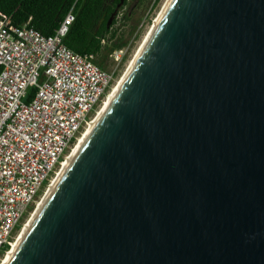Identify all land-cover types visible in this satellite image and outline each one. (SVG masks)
I'll return each instance as SVG.
<instances>
[{
    "label": "water",
    "instance_id": "obj_1",
    "mask_svg": "<svg viewBox=\"0 0 264 264\" xmlns=\"http://www.w3.org/2000/svg\"><path fill=\"white\" fill-rule=\"evenodd\" d=\"M8 264H264V0H171Z\"/></svg>",
    "mask_w": 264,
    "mask_h": 264
},
{
    "label": "built area",
    "instance_id": "obj_2",
    "mask_svg": "<svg viewBox=\"0 0 264 264\" xmlns=\"http://www.w3.org/2000/svg\"><path fill=\"white\" fill-rule=\"evenodd\" d=\"M72 21L70 9L45 37L0 14V259L114 81L62 44Z\"/></svg>",
    "mask_w": 264,
    "mask_h": 264
},
{
    "label": "trees",
    "instance_id": "obj_3",
    "mask_svg": "<svg viewBox=\"0 0 264 264\" xmlns=\"http://www.w3.org/2000/svg\"><path fill=\"white\" fill-rule=\"evenodd\" d=\"M130 1L132 0H0V14L14 25L27 23L47 37L53 34L71 9L73 21L62 44L76 54H93L94 63L101 70L107 71L108 56L126 44V40L118 36L116 27L126 19V15H121V12ZM156 3L157 0L154 4ZM118 14V19H115ZM32 93L33 90L28 98ZM6 248L4 246L2 252Z\"/></svg>",
    "mask_w": 264,
    "mask_h": 264
},
{
    "label": "bare ground",
    "instance_id": "obj_4",
    "mask_svg": "<svg viewBox=\"0 0 264 264\" xmlns=\"http://www.w3.org/2000/svg\"><path fill=\"white\" fill-rule=\"evenodd\" d=\"M170 2L171 0H165L164 4L161 7L159 14L153 21V24L150 26L148 30L149 32L147 31L146 35L144 36L141 42L140 47L134 53V56H133L134 58L129 63L126 72H124V75L121 77V79L115 85H113V87H111L110 91L108 92L104 100L102 101V105L99 106L100 108L97 109L91 121L87 123L86 127L81 132V134L78 136L77 140L74 142V144L71 146L69 151L60 161V164L55 172V175L51 178L50 182L44 188L41 196L35 202L33 210H31L27 219L24 221V223L19 228L10 247L5 251V253L1 257L0 264H8V262L10 261L12 255L16 251L17 247L21 243L22 239L24 238L28 230L31 228L33 222L36 220V218L38 217L43 207L45 206L47 200L49 199L53 190L57 186L58 182L60 181V179L62 178V176L68 169V167L72 164L73 160L76 158L77 154L83 147L84 143L89 138V136L91 135V133L93 132V130L95 129L99 121L101 120L102 116L108 109L110 103L112 102L113 98L115 97L116 93L118 92L119 88L121 87L122 83L127 77L129 71L131 70L132 66L134 65L135 61L137 60L138 56L140 55L141 51L146 45L148 39L150 38L151 34L153 33L160 19L162 18Z\"/></svg>",
    "mask_w": 264,
    "mask_h": 264
},
{
    "label": "rangeland",
    "instance_id": "obj_5",
    "mask_svg": "<svg viewBox=\"0 0 264 264\" xmlns=\"http://www.w3.org/2000/svg\"><path fill=\"white\" fill-rule=\"evenodd\" d=\"M155 1L156 0H132L122 10L121 15L122 13L125 14L126 19L121 21L116 27V30L118 36H120L122 40H126V44L123 47V63L121 60L116 65L113 59L108 56L106 67L107 71H112L115 68L112 87L121 79L124 72H126L129 63L134 58V53L140 47L144 36L165 2V0H157V3L154 4ZM31 210H33V208Z\"/></svg>",
    "mask_w": 264,
    "mask_h": 264
}]
</instances>
